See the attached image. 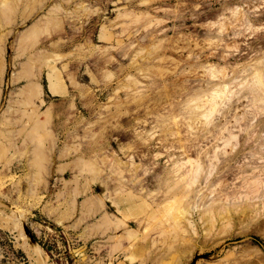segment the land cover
Returning <instances> with one entry per match:
<instances>
[{"label":"rangeland","instance_id":"obj_1","mask_svg":"<svg viewBox=\"0 0 264 264\" xmlns=\"http://www.w3.org/2000/svg\"><path fill=\"white\" fill-rule=\"evenodd\" d=\"M0 264H264V0H0Z\"/></svg>","mask_w":264,"mask_h":264},{"label":"bare ground","instance_id":"obj_2","mask_svg":"<svg viewBox=\"0 0 264 264\" xmlns=\"http://www.w3.org/2000/svg\"><path fill=\"white\" fill-rule=\"evenodd\" d=\"M7 20H8V19H7ZM35 25H36V23L33 24V26H35ZM33 26H32V27H33ZM25 34H26V33H21V34H19V36H18L19 41H20V39H22V38L24 37ZM18 38H17V39H18ZM17 41H18V40H17ZM19 41H18V42H19ZM207 64H208V63H207ZM212 67H213V66H212ZM212 67H211V68H212ZM214 69H215V68H214ZM212 70H213V69H212ZM219 70H220V69H219ZM209 71H210V70H209ZM212 72H214V71H212ZM211 74H212V73H211ZM14 76L16 77V74H14L13 77H14ZM15 77H14V78H15ZM15 79H16V78H15ZM15 79H13V80L15 81ZM28 87H32V88H35V89L41 91V85H40L39 83H33V82H30ZM224 87H226V85H225ZM216 88H217V87H216ZM212 91H213V92H212ZM224 91H225V90H224L223 86H222V87H218V89H216V90H211V96L213 97V95H216V94H217L216 96H218L219 93H223ZM228 95H229V94H228ZM216 96H215V97H216ZM221 97H222V96H221ZM227 98H228V97H227ZM1 149H2V148H1ZM33 242H34V241H33ZM34 245L36 246L37 244L35 243ZM34 248H36V247H34ZM30 251H31V252H30V253H31V256H32L37 262L40 263V262L43 261V260H42V257H41V253H40V251H38V250L35 249L34 252H36V253L39 252V253H37V254H35V253L32 251V249H31ZM38 254H39V255H38ZM33 258H32V259H33Z\"/></svg>","mask_w":264,"mask_h":264},{"label":"crops","instance_id":"obj_3","mask_svg":"<svg viewBox=\"0 0 264 264\" xmlns=\"http://www.w3.org/2000/svg\"><path fill=\"white\" fill-rule=\"evenodd\" d=\"M59 93L63 92V90L61 91L60 89L58 90Z\"/></svg>","mask_w":264,"mask_h":264}]
</instances>
